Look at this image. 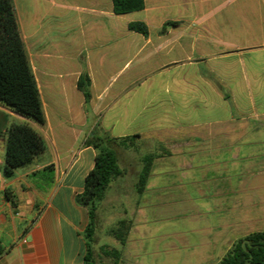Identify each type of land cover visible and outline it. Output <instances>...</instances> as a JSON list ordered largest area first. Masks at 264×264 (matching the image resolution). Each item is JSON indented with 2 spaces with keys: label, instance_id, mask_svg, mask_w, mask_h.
I'll use <instances>...</instances> for the list:
<instances>
[{
  "label": "crops",
  "instance_id": "0c3cea01",
  "mask_svg": "<svg viewBox=\"0 0 264 264\" xmlns=\"http://www.w3.org/2000/svg\"><path fill=\"white\" fill-rule=\"evenodd\" d=\"M10 1L45 124L4 111L39 129L47 151L6 180L0 136V264H86L89 218L76 197L95 165L84 146L95 133L160 137L142 195V160L123 166L115 146L123 175L97 219L106 209L132 220L126 244L216 264L238 239L264 233V0H144L126 15L112 0ZM136 22L147 35L129 29ZM49 165L50 188L39 178Z\"/></svg>",
  "mask_w": 264,
  "mask_h": 264
},
{
  "label": "trees",
  "instance_id": "16d2710c",
  "mask_svg": "<svg viewBox=\"0 0 264 264\" xmlns=\"http://www.w3.org/2000/svg\"><path fill=\"white\" fill-rule=\"evenodd\" d=\"M112 2L114 13L117 15L130 14L144 8V0ZM129 29L143 35L148 34L143 23H131ZM77 87L88 103L91 97L89 77L82 76ZM0 105L41 126L45 124L39 90L10 0H0ZM7 124L8 115L0 111V136L5 140L2 176L10 180L19 169L31 165L46 151V142L29 124ZM138 137L140 136L113 138L107 134L95 133L84 142L85 147H92L96 151L94 168L85 179L83 192L76 197V204L87 209L89 218L84 234L87 247L86 264H93L92 242L97 227L98 206L106 198L110 184L123 175L115 146L129 147L134 145V140ZM156 157V154H147L142 158V168L136 183L138 195L145 191ZM39 178L47 182L50 188L55 181L54 165L44 168L39 173ZM6 198L14 208L18 206V200L12 190L6 192ZM132 225V220L122 218L108 230V235L124 247ZM101 251L105 256L116 260L122 255V249L118 248L107 250V246H102ZM216 264H264V233L254 232L238 239Z\"/></svg>",
  "mask_w": 264,
  "mask_h": 264
},
{
  "label": "rangeland",
  "instance_id": "374dc122",
  "mask_svg": "<svg viewBox=\"0 0 264 264\" xmlns=\"http://www.w3.org/2000/svg\"><path fill=\"white\" fill-rule=\"evenodd\" d=\"M160 1L161 0H156V2L158 3H160ZM169 1L174 2L176 0H169ZM4 109L5 108L0 105V111H2L3 113H7L4 111ZM7 115L10 125L18 124L19 122L18 120L12 117L10 118V114ZM96 121H98V119H94V122ZM35 131H37L44 139V136L39 129H35ZM174 138H175L174 136H166V139H162V141L170 142L174 140ZM159 142H160V137H156V136L138 137L134 140V145H129L128 142L127 145H129V147L120 146L118 149L119 151L118 154L121 164L125 167H129L131 165V167L135 169L136 164L140 163V160H142V158L145 155L156 154L154 153V151L157 146L156 144ZM46 151H47V144H46ZM7 191H11V189H7L6 192ZM121 216L123 215L118 213L112 214L109 210L107 211L106 209L102 210V212H100V214L98 215L96 232L92 242L93 264H193L191 262L177 261L176 259H174V253L168 254L170 256L168 255L160 256V258L167 257V259H165L164 261H159L158 259L160 258L158 256L156 257L155 255L156 251L154 244L151 245V247H143L142 245L141 246L133 245L130 242L129 244H126L124 247H122L118 241H116L115 239H113L108 235V230L115 225L116 221ZM102 246H107V250H110L112 248L122 249V255L120 259L116 260L112 257L105 256L101 251ZM146 249H150L148 251V254H145L144 252V250ZM144 258L146 259V261H144Z\"/></svg>",
  "mask_w": 264,
  "mask_h": 264
}]
</instances>
